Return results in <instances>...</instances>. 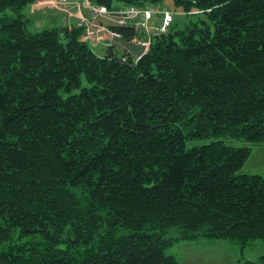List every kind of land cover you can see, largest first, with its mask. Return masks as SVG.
Masks as SVG:
<instances>
[{"label": "trees", "instance_id": "trees-1", "mask_svg": "<svg viewBox=\"0 0 264 264\" xmlns=\"http://www.w3.org/2000/svg\"><path fill=\"white\" fill-rule=\"evenodd\" d=\"M33 1L0 0V264H181L172 231L264 239V177L241 170L264 142V0H172L205 19L139 57L98 56L76 25L29 30Z\"/></svg>", "mask_w": 264, "mask_h": 264}, {"label": "rangeland", "instance_id": "rangeland-1", "mask_svg": "<svg viewBox=\"0 0 264 264\" xmlns=\"http://www.w3.org/2000/svg\"><path fill=\"white\" fill-rule=\"evenodd\" d=\"M50 1L51 2L48 6H51V9L49 10L51 12V16L54 17V21H60L57 17V12L58 9L63 7H60L59 4H57L58 0ZM35 4H37V2H31L30 4H27L20 9V12L23 13L26 18H28L27 27L29 30L35 31L51 26H59L56 23H52V25H50L45 21L41 26H35L34 22H36V20H46V18L50 17L48 16V14L46 16L42 13L39 15L37 13H34V15H32L30 12H32L33 9L29 7ZM156 6H164L172 11L173 20L169 28L173 30L183 28L185 24H189L192 21H197L198 18L205 19V17L200 13L185 14L180 8L174 6L172 0H162V2L160 4H157ZM6 11L9 15H16V13L11 9H8ZM98 18L101 17L99 16ZM85 41L91 47L92 51H94V53L98 56H103L106 53L109 44H113V49L117 51L118 54H120L122 51V47L119 44L113 43V41L108 36H105L103 34L99 35V37L95 40L89 39L85 36ZM90 85L91 83L86 79L85 75L81 74L80 86L72 89L71 92H79L81 88L89 87ZM61 95L64 97L67 95V93L61 92ZM208 141L209 139L197 140L188 144H200ZM253 149L255 150V152L251 155V157H253L254 162H246V160L241 170L249 173L257 172L264 176V158L262 159L261 157V152H263L264 150H260V152L258 145L253 146ZM169 236L172 238V242L166 248L165 252L168 254H174L181 264H237L239 260H251L255 264H264V239L261 238L252 240L250 244L242 249L238 245V243L228 239L205 237L190 240L175 239V233L173 231L170 232Z\"/></svg>", "mask_w": 264, "mask_h": 264}, {"label": "built area", "instance_id": "built-area-1", "mask_svg": "<svg viewBox=\"0 0 264 264\" xmlns=\"http://www.w3.org/2000/svg\"><path fill=\"white\" fill-rule=\"evenodd\" d=\"M57 4L64 9L72 6L80 9L85 7L89 16H80L76 26L82 28L84 38L97 39L99 35L112 36L117 32L110 29V25L99 22L98 17L112 21L111 25L132 24L139 32L134 39L148 48L153 36L164 33L169 29L173 20V13L164 6L154 5H127L118 8H107L104 5L93 3L90 0H58ZM62 8V9H63Z\"/></svg>", "mask_w": 264, "mask_h": 264}, {"label": "crops", "instance_id": "crops-1", "mask_svg": "<svg viewBox=\"0 0 264 264\" xmlns=\"http://www.w3.org/2000/svg\"><path fill=\"white\" fill-rule=\"evenodd\" d=\"M33 2H37V4L31 5L29 7V8L33 9V11L30 12L32 15H34V13L35 14L37 13L38 15L42 13L43 15L47 16V14H48V16H50L49 18H46V20H44V19L36 20V22H34L35 26H41L45 21L46 23H48L50 25H52V23H56V24L62 25L63 27L68 29V28H70L76 24V22L78 21L80 16H85V17L89 16V13L85 7H81L80 9H77V7L72 6L68 9H62V8L58 9L57 17L60 21H57V20L54 21V17L51 16V12L49 11L51 9V6H48L51 2L50 0H34ZM118 7H116V8H118ZM98 20H99V22H101L103 24H107V25H111V23H112V21L104 20L102 17L98 18ZM255 145L259 146V151L264 150V142L252 145L251 153L248 156V159L246 162H252V163L254 162V159H253V157H251V155L255 152V150L253 149V146H255ZM258 152H257V154H258ZM261 154H262L261 157L263 159L264 158V151L261 152ZM243 172H245V171H243ZM246 173H249V172H246ZM254 173H257V172H254ZM257 174H260V173H257ZM260 175L262 176V174H260Z\"/></svg>", "mask_w": 264, "mask_h": 264}, {"label": "water", "instance_id": "water-1", "mask_svg": "<svg viewBox=\"0 0 264 264\" xmlns=\"http://www.w3.org/2000/svg\"><path fill=\"white\" fill-rule=\"evenodd\" d=\"M110 39L136 57L142 55L147 49L143 43L139 41L127 40L120 34H113Z\"/></svg>", "mask_w": 264, "mask_h": 264}]
</instances>
